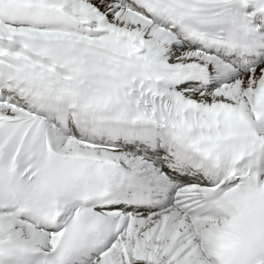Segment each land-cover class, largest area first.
Segmentation results:
<instances>
[{
    "label": "snow or ice",
    "instance_id": "obj_1",
    "mask_svg": "<svg viewBox=\"0 0 264 264\" xmlns=\"http://www.w3.org/2000/svg\"><path fill=\"white\" fill-rule=\"evenodd\" d=\"M0 264H264V0H0Z\"/></svg>",
    "mask_w": 264,
    "mask_h": 264
}]
</instances>
